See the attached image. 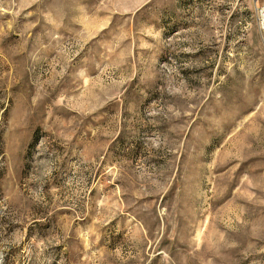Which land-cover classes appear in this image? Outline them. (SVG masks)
Segmentation results:
<instances>
[{"label":"rangeland","instance_id":"1","mask_svg":"<svg viewBox=\"0 0 264 264\" xmlns=\"http://www.w3.org/2000/svg\"><path fill=\"white\" fill-rule=\"evenodd\" d=\"M0 264H264V0H0Z\"/></svg>","mask_w":264,"mask_h":264}]
</instances>
